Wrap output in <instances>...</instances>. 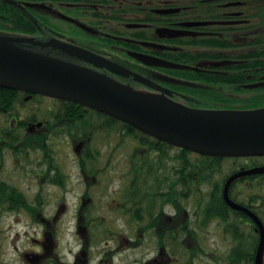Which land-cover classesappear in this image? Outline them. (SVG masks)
Instances as JSON below:
<instances>
[{"label": "flooded vegetation", "instance_id": "1", "mask_svg": "<svg viewBox=\"0 0 264 264\" xmlns=\"http://www.w3.org/2000/svg\"><path fill=\"white\" fill-rule=\"evenodd\" d=\"M263 5L264 0H0V36L35 38L43 46H22L180 103L161 83L168 79L164 70L178 69L147 66L132 54L184 65L174 61L193 57V40L204 39L198 44L207 46L214 42L207 39L246 31L261 18L254 9ZM184 66L199 73L212 68L206 61ZM119 123L86 106L0 88V218L15 217L16 225L40 232L19 253L22 262L264 264V172L252 173L264 168V155L203 159L170 144L139 142ZM193 170L199 173L188 178ZM46 209H52L49 216ZM68 216L75 250L64 260L57 237Z\"/></svg>", "mask_w": 264, "mask_h": 264}, {"label": "water", "instance_id": "2", "mask_svg": "<svg viewBox=\"0 0 264 264\" xmlns=\"http://www.w3.org/2000/svg\"><path fill=\"white\" fill-rule=\"evenodd\" d=\"M25 44L43 46L31 39L0 36V88L86 106L160 142L198 155L223 158L264 155V108L201 110L166 98L165 103L154 102L153 96H145L86 69L29 51L22 46ZM54 47L93 57L66 44L55 43ZM132 56L151 67L197 70L146 55ZM118 73L125 74V70L118 67ZM255 172H264V168L252 171ZM231 180L225 186L226 200Z\"/></svg>", "mask_w": 264, "mask_h": 264}, {"label": "trees", "instance_id": "3", "mask_svg": "<svg viewBox=\"0 0 264 264\" xmlns=\"http://www.w3.org/2000/svg\"><path fill=\"white\" fill-rule=\"evenodd\" d=\"M254 10L261 18L253 19L248 30L228 32L216 39H207L210 42L214 40L207 46L198 44L204 39L193 40L188 46V52L193 57H180L178 61H174L184 65L211 62V72L164 70L168 79L164 78L161 83L176 101L200 109L247 111L264 108V84H261L264 83V5ZM251 84L256 86L249 88L248 85ZM8 92L17 93L10 90ZM119 124L130 138L139 142L159 143L127 125ZM189 167L193 166L188 164ZM196 173L199 172L193 170L188 178Z\"/></svg>", "mask_w": 264, "mask_h": 264}, {"label": "rangeland", "instance_id": "4", "mask_svg": "<svg viewBox=\"0 0 264 264\" xmlns=\"http://www.w3.org/2000/svg\"><path fill=\"white\" fill-rule=\"evenodd\" d=\"M141 93L145 96H149L144 92ZM51 212L52 209L45 210V213L48 216L51 214ZM106 217L109 220L112 218V216L108 214H106ZM13 218H6L5 216H2L0 218V264H29L28 262H22L20 260L19 253H22L25 250H29L30 246L34 245V242H32V238L38 237V234L40 233L39 229L38 227H26L24 223L16 225L15 223H13ZM21 218L23 217L20 216L19 219ZM112 221L114 222V227L118 225V223H116L114 219ZM10 222L11 227H8V224H10ZM70 223V216H68L57 237L58 251L60 253V256L64 258V260H68L70 258V249L75 250V247H72L73 241L70 230H67V228L72 227ZM114 262L117 264V259H115Z\"/></svg>", "mask_w": 264, "mask_h": 264}, {"label": "bare ground", "instance_id": "5", "mask_svg": "<svg viewBox=\"0 0 264 264\" xmlns=\"http://www.w3.org/2000/svg\"><path fill=\"white\" fill-rule=\"evenodd\" d=\"M153 100H154V102L156 101V102H160V103H165L166 102L162 97H155V99H153Z\"/></svg>", "mask_w": 264, "mask_h": 264}]
</instances>
